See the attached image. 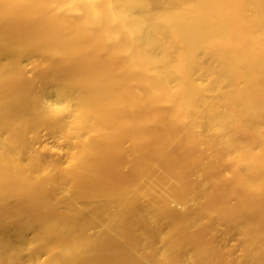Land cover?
I'll return each mask as SVG.
<instances>
[{
	"label": "bare ground",
	"instance_id": "6f19581e",
	"mask_svg": "<svg viewBox=\"0 0 264 264\" xmlns=\"http://www.w3.org/2000/svg\"><path fill=\"white\" fill-rule=\"evenodd\" d=\"M0 264H264V0H0Z\"/></svg>",
	"mask_w": 264,
	"mask_h": 264
},
{
	"label": "rangeland",
	"instance_id": "374dc122",
	"mask_svg": "<svg viewBox=\"0 0 264 264\" xmlns=\"http://www.w3.org/2000/svg\"><path fill=\"white\" fill-rule=\"evenodd\" d=\"M53 139H54V138H53L52 136H50V135L44 133V134H43V137H42L39 141L36 142V145H37V146H40V145H41L43 142H45V141H46V142L49 141V142H51L52 144H54V143H53ZM60 157L63 158V156H60ZM117 177H119V178H117ZM117 177H116L117 180H120V179L122 178L121 176H117ZM227 242H232V241H230V240L228 241V240H227ZM227 242H226V244H227ZM228 244H229V243H228ZM232 244H233V245H232ZM232 244L230 243L229 245H232V246H235V245H236V246H237L236 242H235V243H232ZM236 246H235V247H236Z\"/></svg>",
	"mask_w": 264,
	"mask_h": 264
}]
</instances>
